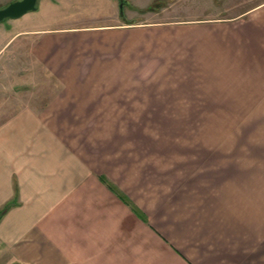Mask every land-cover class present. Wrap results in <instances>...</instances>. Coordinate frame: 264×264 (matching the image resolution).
Listing matches in <instances>:
<instances>
[{
  "label": "crops",
  "instance_id": "obj_1",
  "mask_svg": "<svg viewBox=\"0 0 264 264\" xmlns=\"http://www.w3.org/2000/svg\"><path fill=\"white\" fill-rule=\"evenodd\" d=\"M99 21L0 31V264H264L260 167L229 137L264 134V1Z\"/></svg>",
  "mask_w": 264,
  "mask_h": 264
},
{
  "label": "rangeland",
  "instance_id": "obj_2",
  "mask_svg": "<svg viewBox=\"0 0 264 264\" xmlns=\"http://www.w3.org/2000/svg\"><path fill=\"white\" fill-rule=\"evenodd\" d=\"M18 0H0V9ZM264 0H38L35 12H29L17 20L0 23L9 31L41 29L45 27H75L84 25L129 23L160 20L164 22L207 19L212 16H230L263 2ZM113 2V3H112ZM222 2L225 5L222 6ZM117 4V18L111 4ZM230 10L228 7L233 6ZM119 6V7H118ZM121 7V9H120ZM226 10V11H224ZM121 14V15H120ZM116 19V21H115ZM13 24V26H12ZM31 93V92H30ZM39 94V92H37ZM107 124H102L105 126ZM231 125V126H230ZM237 124L219 123H170L132 124L133 134H198L207 145H227L226 135ZM223 126V127H222ZM230 126V127H227ZM222 127V128H221ZM143 130V133L141 132ZM217 137H221L217 138ZM232 142L246 149V159L254 158L259 165L256 178L260 180V192L264 198V134H229ZM248 163V161H246Z\"/></svg>",
  "mask_w": 264,
  "mask_h": 264
},
{
  "label": "water",
  "instance_id": "obj_3",
  "mask_svg": "<svg viewBox=\"0 0 264 264\" xmlns=\"http://www.w3.org/2000/svg\"><path fill=\"white\" fill-rule=\"evenodd\" d=\"M38 0H18L0 9V23L4 20H17L36 10Z\"/></svg>",
  "mask_w": 264,
  "mask_h": 264
},
{
  "label": "bare ground",
  "instance_id": "obj_4",
  "mask_svg": "<svg viewBox=\"0 0 264 264\" xmlns=\"http://www.w3.org/2000/svg\"><path fill=\"white\" fill-rule=\"evenodd\" d=\"M4 8V7H3ZM2 9V8H1Z\"/></svg>",
  "mask_w": 264,
  "mask_h": 264
},
{
  "label": "trees",
  "instance_id": "obj_5",
  "mask_svg": "<svg viewBox=\"0 0 264 264\" xmlns=\"http://www.w3.org/2000/svg\"><path fill=\"white\" fill-rule=\"evenodd\" d=\"M120 13H121V11H120Z\"/></svg>",
  "mask_w": 264,
  "mask_h": 264
}]
</instances>
